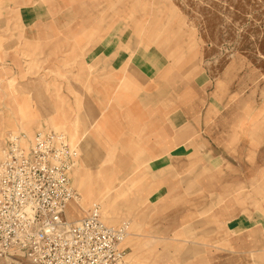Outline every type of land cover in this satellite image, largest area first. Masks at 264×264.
Returning a JSON list of instances; mask_svg holds the SVG:
<instances>
[{"label":"rangeland","instance_id":"obj_1","mask_svg":"<svg viewBox=\"0 0 264 264\" xmlns=\"http://www.w3.org/2000/svg\"><path fill=\"white\" fill-rule=\"evenodd\" d=\"M67 4L74 5L81 31L87 28L91 36L118 20L132 23L141 44L168 56L169 75L178 86L188 88L189 96L197 95L199 88L204 98L212 93L219 100V112L210 117L204 138L226 159L217 176L227 210L229 214L264 210V0H0V156L9 129L16 130L5 127V97L19 86V75L4 61L3 34L15 36L23 18L54 15ZM31 60L28 66L33 70L40 67ZM59 128L72 142L79 141L76 129ZM145 140L141 132L127 133L111 145L97 141V163L78 167L90 178V193H99L106 178H113L111 189L94 202L102 204L108 223L129 222V263L264 264L258 235L233 236L215 215L197 214L201 200L195 193L196 158L188 157L186 188L177 169L171 191L161 198L151 195V155ZM82 177L75 176L74 183L84 200L87 184ZM90 206L84 200L79 209L84 212ZM73 210L71 217L82 214ZM248 239L252 247H245ZM0 264L32 261L0 257Z\"/></svg>","mask_w":264,"mask_h":264},{"label":"crops","instance_id":"obj_2","mask_svg":"<svg viewBox=\"0 0 264 264\" xmlns=\"http://www.w3.org/2000/svg\"><path fill=\"white\" fill-rule=\"evenodd\" d=\"M73 6L64 5L54 15L25 17L20 33L3 34L6 67L19 75L18 91L5 97V127H16L9 130L28 135L42 130L65 132L60 126L76 129L80 138L76 143L65 133L81 152L73 179L83 176L88 205L114 182L112 177L106 178L105 188L90 193V178L78 170L82 164L88 168L94 165L98 142L111 145L127 133L145 134L151 155L148 183L154 186L151 195L159 198L171 191L173 170L179 169L183 189L187 187L188 157H194L195 193L201 200L197 214L215 215L233 236L258 235L264 256V210L229 214L221 177L217 176L226 159L205 142L210 117L219 112V100L212 93L204 98L199 88L197 95L189 96L188 88L178 86L169 75L168 56L141 44L132 23L118 20L91 36L87 28L81 31ZM30 60L41 68L33 70L28 66ZM198 83L197 87H203ZM84 200L81 197L82 205ZM247 242L245 247H252L253 241Z\"/></svg>","mask_w":264,"mask_h":264},{"label":"built area","instance_id":"obj_3","mask_svg":"<svg viewBox=\"0 0 264 264\" xmlns=\"http://www.w3.org/2000/svg\"><path fill=\"white\" fill-rule=\"evenodd\" d=\"M81 152L63 131H10L0 156V257L32 264H130V224H110L102 204L81 215L73 174ZM75 213V212H73Z\"/></svg>","mask_w":264,"mask_h":264},{"label":"bare ground","instance_id":"obj_4","mask_svg":"<svg viewBox=\"0 0 264 264\" xmlns=\"http://www.w3.org/2000/svg\"><path fill=\"white\" fill-rule=\"evenodd\" d=\"M78 179V178H77ZM79 181V180H78ZM20 263V262H19Z\"/></svg>","mask_w":264,"mask_h":264}]
</instances>
